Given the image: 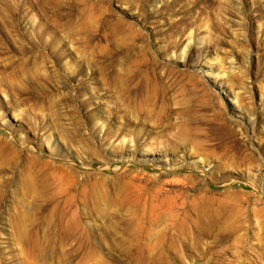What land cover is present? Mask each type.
Masks as SVG:
<instances>
[{"label":"rangeland","instance_id":"rangeland-1","mask_svg":"<svg viewBox=\"0 0 264 264\" xmlns=\"http://www.w3.org/2000/svg\"><path fill=\"white\" fill-rule=\"evenodd\" d=\"M0 264H264V0H0Z\"/></svg>","mask_w":264,"mask_h":264},{"label":"bare ground","instance_id":"bare-ground-1","mask_svg":"<svg viewBox=\"0 0 264 264\" xmlns=\"http://www.w3.org/2000/svg\"><path fill=\"white\" fill-rule=\"evenodd\" d=\"M109 22V21H108ZM99 26V25H98ZM108 28H109V31L111 32V35L113 34L114 35V33L116 32V31H118L119 30V28H118V24H116V23H112V24H110L109 26H108ZM107 29V28H106ZM105 29V30H106ZM105 30H103V33H106V32H104ZM119 32V31H118ZM101 33V32H100ZM107 34H108V32H107ZM117 35V34H116ZM102 36V35H101ZM97 36H96V34L95 35H93L92 37H91V39L94 41L95 40V38H96ZM106 37V34L105 35H103L102 36V38L104 39ZM111 37V36H110ZM101 38V37H100ZM102 39V40H103ZM98 40V39H97ZM100 40V39H99ZM107 55V54H106ZM107 57V56H106ZM151 72H153V70L151 71V70H145V71H143L142 70V72L141 73H139L138 74V76L140 75V77H139V79H141V81L143 80V79H148V77H149V74H151ZM113 78V81H117L119 78H117V76H112ZM131 80H133V79H131ZM148 84V83H147ZM148 86V85H147ZM147 86H146V90H149V88L147 89ZM142 91H143V89H142ZM164 111V110H163ZM160 119H161V117H160ZM172 187H173V190L171 191V192H173L174 191V188L176 189L177 188V184L176 185H172ZM170 193V192H169ZM216 210V209H215ZM213 225H215V224H213Z\"/></svg>","mask_w":264,"mask_h":264}]
</instances>
